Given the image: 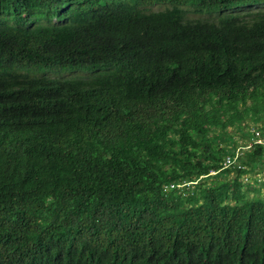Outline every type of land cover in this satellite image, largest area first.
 <instances>
[{
    "label": "trees",
    "instance_id": "1",
    "mask_svg": "<svg viewBox=\"0 0 264 264\" xmlns=\"http://www.w3.org/2000/svg\"><path fill=\"white\" fill-rule=\"evenodd\" d=\"M263 3L0 0V264H264Z\"/></svg>",
    "mask_w": 264,
    "mask_h": 264
},
{
    "label": "rangeland",
    "instance_id": "2",
    "mask_svg": "<svg viewBox=\"0 0 264 264\" xmlns=\"http://www.w3.org/2000/svg\"><path fill=\"white\" fill-rule=\"evenodd\" d=\"M164 7H166V4H164V5H157L156 4V5L149 6L148 8L151 10H158V9H163ZM186 10H187L186 15H185L186 19H192V18L217 19V17L220 15V14L219 15H216V14L207 15L204 13L196 12V10L194 8H191V7H186ZM260 10L264 11V3L263 4H255V5L238 6V7H234L231 9L220 10V11H217L216 13H223V15H225V14H237V13H244L247 11H260ZM34 75H40V74H34ZM45 75L48 77H53V78L54 77H59V78L60 77H72V75H68V74L62 73V72H60V73L48 72ZM234 134H235V139L237 140V142H240V141H243V139H246V137L241 136L238 132L237 133L235 132ZM262 140H264V139H262ZM261 143H263V142H261ZM246 147H248V146H246ZM254 174H253V176H255V177L257 176L258 180H261L264 177V169L262 171H260L259 173H256V175H254ZM251 180H252V177H251V179L249 178L250 182H251ZM205 182L207 184H211V179L210 178L206 179ZM247 182H248V180H247Z\"/></svg>",
    "mask_w": 264,
    "mask_h": 264
},
{
    "label": "built area",
    "instance_id": "3",
    "mask_svg": "<svg viewBox=\"0 0 264 264\" xmlns=\"http://www.w3.org/2000/svg\"><path fill=\"white\" fill-rule=\"evenodd\" d=\"M253 131V130H252ZM254 138H256L257 140H256V142H263L264 143V140H262V138H261V133H260V131H258V130H255L254 131ZM232 163V158H231V156H229V155H227L226 157H225V160H224V165L225 166H228L229 164H231ZM174 186V184H170L169 185V188H172ZM176 186L177 187H180L181 185L180 184H176Z\"/></svg>",
    "mask_w": 264,
    "mask_h": 264
},
{
    "label": "bare ground",
    "instance_id": "4",
    "mask_svg": "<svg viewBox=\"0 0 264 264\" xmlns=\"http://www.w3.org/2000/svg\"><path fill=\"white\" fill-rule=\"evenodd\" d=\"M101 209V208H100ZM101 212V211H100Z\"/></svg>",
    "mask_w": 264,
    "mask_h": 264
}]
</instances>
